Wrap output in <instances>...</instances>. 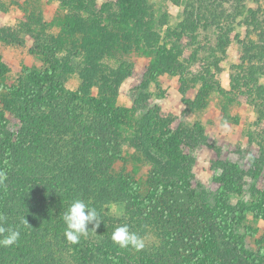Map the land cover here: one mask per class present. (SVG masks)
Segmentation results:
<instances>
[{
    "label": "rangeland",
    "instance_id": "obj_1",
    "mask_svg": "<svg viewBox=\"0 0 264 264\" xmlns=\"http://www.w3.org/2000/svg\"><path fill=\"white\" fill-rule=\"evenodd\" d=\"M104 1L107 0H97L98 7ZM181 1L177 5L171 0H150L157 19L167 21L157 30L161 37L165 36L169 26L175 27L183 20L181 13L185 0ZM245 3L248 7H257L256 0H245ZM71 12L69 7L63 5V0H0V64L5 65L7 70L0 72L2 84L5 82L7 84L5 86H18L25 82L28 83L29 88V80H24L26 70L43 71L48 66L46 60L37 55V44L45 36L57 35L61 30L59 19H63ZM233 19V25L244 36L245 27L236 25L237 21L242 19L235 17ZM213 31L201 32L200 38L196 40L200 44L197 42L188 44L190 47L186 46L184 56L181 57L182 61L184 58L194 57L192 62L186 63L192 73L189 76L190 83L195 74L205 75L208 84L213 86L210 88L212 92L208 98V105L201 110L189 108L183 98L194 100L202 82L191 84L183 96V84L179 76L162 74L155 80H150L148 70L152 60L151 55L134 52L126 54L123 59L132 64L131 73L118 74L110 78L111 72L101 67L103 61L94 65L92 62L86 63L72 52V54L68 52L63 54L62 60L68 61L69 66L57 74L56 82L62 84L63 90L60 96L67 97L66 101L70 102L71 97L76 93H85L86 90L103 100L114 99L120 107L135 109V113L118 128L123 134L122 140H125L121 144L124 160L115 162L113 172L127 178L133 177L129 184L131 181L137 182L138 196L142 200H145V196L150 193L153 185H156L159 177L168 183L177 184L179 194L174 197L175 204L171 201L162 204L163 207L166 205L164 207L166 211L171 209L174 213L163 221L153 222L154 216L148 217L152 212L138 208L141 202L134 199L132 194L123 192L121 194L123 198L121 197L120 200L117 198L118 200L106 206V211L113 218L114 223L108 224L106 230L92 229V225H88V235L82 236L77 244H71L66 240L65 224L57 226L56 239L52 240L54 246L57 244L58 252L55 255L57 258L50 263L48 262L50 257L46 251L42 252L41 240L37 238L42 231L46 233L44 230L48 229L44 228L45 221L37 220L38 217H44L47 211L40 210L41 212L35 213L37 217H34L35 214L29 212L30 204H28L32 201V197L48 191L41 181L33 191L28 192L31 174L33 173L34 176L38 170L34 168V154L29 153L32 148L29 142L32 143V135L38 127L35 120L43 114V94L42 92L38 94L43 102H35L30 113L31 119L26 117L23 121L20 109L13 104V96L0 83V93H7L6 98L0 94V115L3 117L0 124L5 127L0 131L2 159L5 160L7 154L11 153L10 150H5L4 141L8 145H13L12 155L6 160L11 164L10 175H6L8 177L5 182L10 198L7 200V214L2 226L5 229L19 230L20 235L22 234L23 239L26 240V242L20 240V246L26 247L28 244L26 249L17 251L18 256L15 257V261H20L21 264H109L107 261L113 259L114 262L116 261L115 264H120L121 259L117 255L124 254L127 259L139 264H183V256L191 247L177 249L179 238L176 237L175 232L179 231V228H175L176 218L185 217L184 214L187 213L189 206H198L204 211L202 203L205 202L212 207H221L223 199L219 202L217 199L223 185L221 178L231 163L238 164L245 171V175L241 182L242 193H226L225 203L229 205L231 216L234 212L241 213L240 215L245 213L241 209L243 206L249 207L255 200V189L264 188V100L258 99L255 91L251 92L254 87L240 86V82L236 83L233 79V74L238 71L236 67L240 63L241 54L240 45L235 38L236 32L231 35L228 46H216V42L225 36ZM37 34H41L40 38H36ZM173 53L176 52L173 50ZM118 62L119 60L113 61L110 67L117 68ZM216 63L219 69H216ZM209 64L210 73H207L205 68ZM110 71L114 74L113 70ZM258 83L264 84V75L259 76ZM107 84L111 87L108 88ZM221 89L223 93L220 92ZM31 92L36 94L34 90ZM24 102L26 103L25 100ZM59 103L58 98L52 105L56 107ZM224 106L228 107L227 116L224 113ZM155 107L159 108L161 117L169 119L170 130L189 132L197 136L195 143L184 144L182 151L186 158L181 167L172 165L158 153L152 152L148 155L140 139L132 136L136 129L135 122ZM196 125L202 127V134ZM257 171L260 172L259 177L254 176ZM186 176H189V179L184 185L183 179ZM119 178L121 180V177ZM192 192L196 193L195 199L190 197ZM44 209L47 210L45 207ZM49 211L53 215V212ZM20 213H26L28 218L20 217ZM221 213L228 215L225 209ZM244 217L242 223L236 227V233L243 237L247 251L252 254L259 253L264 249V220L255 219L250 211H247ZM206 223L214 227L213 233L221 239L220 219L209 216ZM124 224L128 225L130 232L144 240L143 249L136 250L131 246L121 248L112 241L111 236L115 228ZM203 224L200 223V226ZM5 235L7 232L0 234V239ZM84 238L90 247H96L94 251L97 254H87L85 258L82 256ZM14 245L1 246V248L7 251ZM196 252L197 250L194 249V253ZM220 253L219 259L214 261L218 264H250L245 255L233 244H223ZM40 259L43 263H40Z\"/></svg>",
    "mask_w": 264,
    "mask_h": 264
},
{
    "label": "trees",
    "instance_id": "obj_2",
    "mask_svg": "<svg viewBox=\"0 0 264 264\" xmlns=\"http://www.w3.org/2000/svg\"><path fill=\"white\" fill-rule=\"evenodd\" d=\"M171 1L177 5L182 2ZM256 4L255 8L248 7L245 0H185L181 13L183 20L175 27L169 26L165 36L161 37L157 30L167 21L157 19L150 0H107L99 7L97 0H63V5L69 7L72 12L59 19L61 30L57 35L43 37L36 47L37 55L42 56L48 64L46 69L26 70L24 80H29V88L28 83L25 82L18 86H5L7 84L5 82L2 84L3 80L0 81L13 96V104L20 109L23 121L26 117L31 119L30 113L35 102L42 101V97L38 94L41 92L43 94V114L35 120L38 127L32 135V143L29 142L32 147L29 153L34 154V168L38 169V172L36 171L34 176L33 173L31 174L28 192L33 191L41 181L48 191L32 197V201L28 204L31 214L39 213L40 210L47 211L44 217H38L37 220L45 221L44 228L48 229L44 230L46 233L42 231L37 238L41 240L42 252L46 251L50 257L49 263L56 261L57 258L55 257L58 252L57 244L54 246L52 242L53 238L56 239L57 226L64 225L63 215L74 199H81L95 207L102 220L99 228L106 230L108 224L114 223L113 218L106 211V206L115 200H120L123 192L132 194L134 199L141 202L138 208L152 212L148 217L154 216L153 222L163 221L174 213L171 209L166 211L167 209H164L166 205L163 207L162 204L166 201L175 204L174 197L179 194L177 184L168 183L159 177L156 185H153L150 193L145 196V200H142L138 196L137 182L131 181L129 184L133 177L127 178L113 172L115 162L124 160L121 144L125 140H122L123 134L118 128L135 113V109L120 107L114 99L103 100L86 90L85 93H76L71 97L70 102L66 101L67 97L60 96L63 90L62 84L56 82L57 74L69 66L68 61L62 60L63 54L73 53L86 63L92 62L94 65L103 61L101 67L111 72L110 78L118 74L131 73L132 64L123 59L126 54L134 52L151 55L152 60L148 70L150 80H155L162 74L179 76L183 84V96L191 84L202 82L194 100L183 98L189 108L201 110L208 105V98L212 92L210 88L213 86L208 84L205 75L195 74L190 83L189 76L192 73L186 63L192 62L194 57L183 59L188 62H183L181 57L184 56L186 46L197 42L201 32L210 33L214 30L213 32L223 34L225 37L220 38L216 46H228L231 35L236 32L235 38L240 45L241 54L240 63L236 67L238 71L232 77L236 83L240 82V86L254 87L251 92L255 91V94H258L256 97L264 100V84L258 83L259 76L264 75V0H256ZM230 5L231 7L227 8ZM232 16L235 19H242L237 21L236 25L245 27L244 36L233 25ZM213 27L216 29H212ZM40 35L37 34L36 38ZM116 60H119L116 63L119 66L111 68L110 64ZM209 67L210 64L205 68L207 73H210ZM216 69H219L218 63ZM5 70V65L0 64V72ZM110 70H113L114 74ZM110 87L109 84L108 88ZM220 92L223 93V89ZM0 94L7 97L5 92ZM58 98L59 106L54 107L52 104ZM227 108L224 106L226 116ZM159 111V108L155 107L140 116L135 122L136 129L132 136L140 139L148 155L152 152L158 153L172 165L181 167L186 158L182 151L184 144L195 143L197 136L189 132L170 130L169 119L161 117ZM1 119L3 117L0 115ZM2 126L4 125L1 123L0 131L5 128ZM196 126L202 134V127ZM4 145L5 150H10L11 153L7 154L5 160L0 157V168L1 172L4 170L6 175H10L11 164L6 160L12 155L13 145L6 144V141ZM244 175L245 171L238 164L231 163L222 175L223 185L221 193L217 196L218 202L223 199V205L212 207L205 202L202 203L204 211L198 206H189L187 213L184 214L185 217L176 218L175 228H179V231L175 232L176 237L179 238L177 249L191 247L183 256V264H218L214 261L219 259L223 244H233L245 255L250 264H264V249L259 253H250L245 248L243 237L235 230L244 220L247 211L252 212L255 219L264 220V188L255 189V200L249 207H242L241 211L245 212L242 215L234 212L231 216L229 205L225 203L226 193H242L241 182ZM254 176L259 177L260 172L257 171ZM188 179L189 176L183 179L184 185ZM6 180L0 189V214L4 219L7 214V200L10 198ZM190 197L195 199L196 193L192 192ZM224 209L227 210L228 215L221 213ZM143 213L146 214L144 211ZM208 215L210 218L220 219L221 239L213 233V226L209 223L205 224L206 219H209ZM35 216L37 217L36 214ZM20 217L27 219L28 215L20 213ZM200 223L204 224L200 226ZM21 237L22 234L16 242L18 244L15 243L7 251L0 246V264H21L20 261H15V257L18 256L17 251L28 246V244L26 247L20 246V240L26 242ZM87 243L84 238L82 241L84 258L87 254H97L94 251L96 247H90ZM194 249L197 250L196 253ZM117 257L121 259L120 264H139L130 261L124 254H119ZM107 262L116 263L113 259ZM40 263H43L41 259Z\"/></svg>",
    "mask_w": 264,
    "mask_h": 264
},
{
    "label": "clouds",
    "instance_id": "obj_3",
    "mask_svg": "<svg viewBox=\"0 0 264 264\" xmlns=\"http://www.w3.org/2000/svg\"><path fill=\"white\" fill-rule=\"evenodd\" d=\"M6 179V174L0 172V185H3ZM3 222L4 217L0 214V225ZM63 222L66 225L64 230L66 240L71 244H77L82 236L86 237L88 235V225H92V229H97L102 223V220L100 213L95 207L90 206L81 199H74L63 215ZM4 232H7V235L0 239V246H11L20 239V232L17 229H5L3 226H0V234ZM111 239L121 248L131 246L136 250H140L145 246L144 240L137 234L130 232L127 224L115 228Z\"/></svg>",
    "mask_w": 264,
    "mask_h": 264
}]
</instances>
